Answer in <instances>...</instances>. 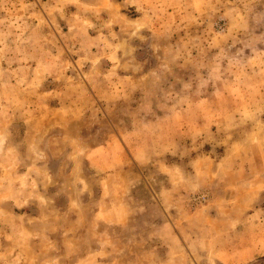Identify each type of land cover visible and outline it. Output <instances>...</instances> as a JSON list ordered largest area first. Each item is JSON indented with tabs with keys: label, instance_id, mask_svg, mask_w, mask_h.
Listing matches in <instances>:
<instances>
[{
	"label": "rangeland",
	"instance_id": "rangeland-1",
	"mask_svg": "<svg viewBox=\"0 0 264 264\" xmlns=\"http://www.w3.org/2000/svg\"><path fill=\"white\" fill-rule=\"evenodd\" d=\"M0 264H264V0H0Z\"/></svg>",
	"mask_w": 264,
	"mask_h": 264
}]
</instances>
